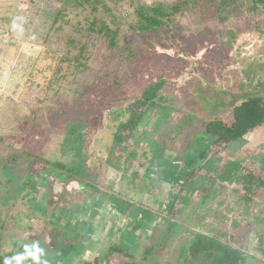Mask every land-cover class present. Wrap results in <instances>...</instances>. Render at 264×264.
<instances>
[{
	"label": "rangeland",
	"instance_id": "1",
	"mask_svg": "<svg viewBox=\"0 0 264 264\" xmlns=\"http://www.w3.org/2000/svg\"><path fill=\"white\" fill-rule=\"evenodd\" d=\"M57 7L51 0H0V107L4 109L0 127L8 121L5 130L0 128V220L6 226L11 220L6 213L20 212V219L36 214L57 231L45 245L40 238L19 236L23 226L8 230L10 247L5 257L11 264H80L83 254H93L91 243L103 230L108 209L111 215L118 212L115 221L123 225L115 232L118 241L154 243L167 227L162 221V216L167 219L166 191L177 190L185 180L183 195L198 201L187 207V218L193 220L198 213L217 207L231 211L226 187L235 183L231 180L254 156L257 144H264V128L233 142L239 150L245 149L234 160L226 151L217 152L210 135L199 126L213 114L215 103H224L215 113L227 110L223 114L228 116L233 103L256 91L254 81L263 82L264 7L239 12L230 25L235 35L231 40L222 31L208 33L188 23L172 35L164 29L133 30L135 17L125 3L115 12L123 18L128 13L119 27V47H109L96 33L87 35L92 16L109 21L101 11L82 6L53 23ZM226 40L231 47L221 43ZM82 43L86 45L80 64L76 58ZM126 46L129 52L124 51ZM240 50L244 57L237 59ZM236 59L248 72L246 76L244 71L239 77L232 73L235 68L230 64ZM193 66L198 67L197 73L192 72ZM162 77L167 78L165 100L146 112L129 139L115 138L116 125L126 117L118 104L108 101L138 95L147 83ZM241 77L244 84L245 77L253 82L240 86ZM204 95L208 100L202 99ZM163 143L169 148L165 153ZM252 167L256 174L260 171ZM137 179L143 188L139 201L144 205L121 198V190L133 189ZM53 180L62 183L54 189L60 198L49 205L48 200L56 198L50 190ZM261 180L263 185L256 190L241 194L246 206L256 203L264 216V206L258 203L264 202V175ZM242 181L235 183V190L242 191L238 188ZM73 192L86 197L79 196L82 200L75 202ZM110 205L115 206L113 210ZM144 211L154 213L149 216ZM232 217L237 218L234 213ZM253 219L242 224L240 234L264 233L261 223L254 224ZM111 235L112 230L107 237ZM33 243L43 250L38 260L28 255ZM107 247L102 246V257L98 253L100 264H122V256L119 262L109 260L113 251Z\"/></svg>",
	"mask_w": 264,
	"mask_h": 264
},
{
	"label": "crops",
	"instance_id": "2",
	"mask_svg": "<svg viewBox=\"0 0 264 264\" xmlns=\"http://www.w3.org/2000/svg\"><path fill=\"white\" fill-rule=\"evenodd\" d=\"M245 79H246V81L244 80L246 82L245 84L242 82V79L238 81V84L240 86H244V85H248L249 83L253 82L251 80H248L247 77H245ZM259 82H261L260 79H259ZM252 84L255 90L260 89L258 84L257 86L254 84V82ZM263 85H264V82H263ZM262 90L264 91V88H262ZM201 97H205V98H202L203 100H208L209 96L207 95L206 97V95H204ZM215 104L216 105L213 104L214 105L212 109L213 114L209 116L208 119H205V122L201 126H199V128L203 131V133H207L206 129L204 128V124L208 120L214 119L217 117L228 118L230 116V115L225 116L223 114V113H227V110L221 111V112L219 110V113H215L218 111V108L220 109L221 105H223L224 103L221 104L217 102ZM232 105L228 109L229 110L228 113L230 114H231L230 110H231ZM3 110L0 107V111H3ZM1 115H2V112H0V116ZM5 121L7 122L5 124V127H6L8 124V121L6 119ZM5 127L2 124L0 128H2V131H3ZM261 128H264V125L260 126L259 128L255 130L248 132L247 134H245L239 139L242 140V138L245 137L246 135L250 133H255L258 131V129H261ZM210 137H211V144H212V136L210 135ZM255 137H257L256 134H255ZM118 140L120 139L118 138ZM123 140L124 139L120 141H123ZM235 141L229 142L225 146H221L217 152L226 151L232 156L231 157L232 159L234 160L240 159L241 155L245 153L244 152L245 149L239 150L238 147H236V144H233V142ZM167 146L168 144H164V147L162 150L163 153L167 152V149H169ZM191 147L189 149H191ZM263 154H264V144L259 143L257 144V149L255 153H253L254 156L247 158L245 160L246 163H243L245 165L240 168L238 174L235 175L233 180H231V182H235V183L238 180H243L242 186H241L243 188L238 187L242 191L234 189L235 183L232 186L229 185L226 187V190H228V192L230 193L228 194L229 202L233 204L230 207L231 211L225 210L224 209L225 207L223 208L217 207V208H211L210 210L208 209L207 211L198 213V216H196L193 220H190L189 218H187L186 216L187 213H190V211L188 212L189 209H187V207L191 206L190 204L195 205L194 203L198 201L192 199L191 198L192 196L190 197V195L188 196L183 195L182 188L187 184V181H188V180H185L186 182L184 181V183L181 184L177 190H173V189L170 190L169 189L170 187H169L168 188L169 193L166 191L168 195V200L166 199V201H168V204H167L168 208H166L164 212L166 214L165 217L167 219H163V216H162V221L165 224H167V227L159 235V237H157L156 242L154 243L145 242L146 240L144 242H141V240L135 241L134 239L132 243H129L128 241H124V240L118 241V239L116 238L115 232H117V230L122 229L123 225L115 221L116 220L115 218L117 217L118 212H115L116 214L111 215V212L108 209L104 211L106 212V216H105V219L102 221L103 230L97 234L95 240L91 243L93 249H95L93 251V254L91 253H88L87 255L83 254L82 257H80L81 259H79L80 260L79 263L80 264H100L99 262L100 255L102 257L103 250H104L102 246H104V244L105 245L107 244L108 245L107 249L113 251V255L111 254V258L109 260L114 261V263L116 262V260H118L117 262H119L121 260L120 257L122 256L124 258L123 259L124 261L122 260V264H137L138 261H140L139 264H216L219 261V259L223 256L225 251L234 250L238 253V256L242 264H264V241L263 243L259 242L264 239V233L249 232V234L247 235L248 238L245 237V234H240V229H242V224H246L250 219L252 220L253 217H255L253 219L254 224L261 223V226L264 230V220H262L261 218L263 215L262 213L259 212L258 210L259 208L257 207L256 203L253 204L254 206H250L247 203V206H246L245 205L246 201L243 199V194H241V193H248L250 191L246 189V184L244 185V183L248 181V176L250 174L249 173L250 171L251 172L253 171V174L255 176L252 182L253 183L256 182V187H260V185H263V180H261V175L262 176L264 175L263 174V171H264V157H263L264 155ZM133 159L131 161H133ZM252 162L254 164H252ZM255 162L258 163V165H256ZM253 165L255 167H259L258 169L260 171H258L257 174L254 171V169H252L254 168L252 167ZM189 177H185V179ZM82 182L84 183L85 181L82 180ZM139 183H140V179H137V183L135 187H133V189L128 188L126 190L125 189L121 190V193H122L121 198L123 197L128 201L130 200V202L132 203H136V204L140 203L144 205V203L139 201V196L141 195V192L143 190V188L139 187ZM61 185L62 183L53 180L50 190H51V196L56 197V198L49 197L50 198L48 200L49 205L56 203L57 198H60L58 192L54 193V189L60 188ZM248 185L249 184H247V186ZM196 186H199V185H196ZM204 192H205L204 194H206L208 191L207 192L204 191ZM73 195H76L77 197V200H74L75 202H80L82 199L86 197V194L81 193L79 196L82 199H79L77 192H73V194H70V196H73ZM258 203L259 205L264 206V202L262 200H260ZM222 205L227 206L226 204H222ZM114 207L115 206L110 205V208L112 210L114 209ZM144 212L147 213L149 216H152L154 213L153 211H147V212L144 211ZM17 213L19 214L20 212H17ZM17 213L16 214L10 213V215L9 214L7 215L6 213L7 220H9L8 219L9 216L11 218V220L7 223L6 226L0 220V234H1L0 236V260H2L6 255L9 254V247H10L9 243L10 242H8L7 240L8 230H14L15 228L18 229L20 228V226H23L25 231L23 232V234L19 233V236L26 237L27 238L26 240H35L37 238H40L42 239L45 245H48L52 240H54L53 238H55L56 236V233H57V231L55 232L56 229L53 228L52 226H47L46 223L42 222L41 219L37 217L36 214L33 216L27 214V217L20 219ZM233 213L237 217L235 218V220H237L238 223L235 220L234 221L232 220ZM15 215L17 219L14 221ZM259 215H261V217ZM150 225L151 224L145 225V229L146 230L149 229ZM104 230H105V234L103 232ZM110 230L113 231V235H111L110 237H107L108 231L110 232ZM245 241H247V243ZM200 242H202V244L209 245V246L207 248L206 247L204 248L196 247V244L197 243L199 244ZM253 244L257 246L255 250L253 249ZM243 245H252V247L249 246L248 248H244ZM13 247H16V244H14ZM88 247L89 245L86 244V250L88 249ZM3 249L4 251H2ZM1 252H4V253H1ZM98 253H100V255ZM89 254L91 255L89 256ZM115 254L118 255L117 258L115 257Z\"/></svg>",
	"mask_w": 264,
	"mask_h": 264
},
{
	"label": "trees",
	"instance_id": "3",
	"mask_svg": "<svg viewBox=\"0 0 264 264\" xmlns=\"http://www.w3.org/2000/svg\"><path fill=\"white\" fill-rule=\"evenodd\" d=\"M55 2L58 7L53 12V23L63 18L66 12L71 9H77L82 6H88L90 11H101L105 14L109 21L105 18H98L92 16L87 27V35L91 36L96 33V36L101 37L109 47H119L117 42V35L121 23L125 22L128 13L125 17L121 14H116L127 3L132 9V14L135 17L134 24L131 25L133 30L140 32H156L164 29L169 34H173L176 29H186V23L192 24V29L206 28L208 33L222 31L228 34L231 40L235 36L231 28L232 22L235 21L238 13L256 12L259 8L264 7V0H51ZM111 4V5H109ZM211 30V31H210ZM219 32V33H220ZM223 44L229 43L230 40L221 42ZM83 44V43H82ZM81 44V45H82ZM86 43L83 44L81 52L79 53L78 63H82L83 51ZM206 46V45H205ZM204 46V47H205ZM206 49H211L205 47ZM124 51L129 52L128 46L123 48ZM178 49V48H177ZM244 52L240 50L237 59L244 57ZM233 61L230 65L235 68L232 73L237 72L238 77L240 72L244 71L242 63L238 60ZM240 61V60H239ZM198 67L193 66L192 72L197 73ZM199 72V71H198ZM248 72L244 71V76ZM205 76V75H203ZM228 79V76H227ZM242 82L243 78L241 77ZM246 81V80H245ZM167 78H159L158 80L147 83L140 93L135 96L120 97L116 100H109V103L118 104V108L125 115V119L121 120L116 125L115 138L129 139L131 133L144 118L146 112L153 108L157 101H164L166 95L164 93ZM264 82V77H263ZM263 82L254 81V84L260 87L252 95L235 102L231 107V114L228 118L217 117L208 120L204 124L206 132L212 136V146L216 151L221 146H225L229 142L238 140L248 132L264 125V88ZM255 90V89H254ZM111 105V104H110ZM246 189L254 190L256 182L253 171L249 172ZM245 185V184H244ZM3 223V221H2ZM3 225V224H2ZM1 236V234H0ZM202 245V246H201ZM209 245L196 244L198 248L208 247ZM216 264H242L238 253L234 250L225 251L223 256Z\"/></svg>",
	"mask_w": 264,
	"mask_h": 264
},
{
	"label": "clouds",
	"instance_id": "4",
	"mask_svg": "<svg viewBox=\"0 0 264 264\" xmlns=\"http://www.w3.org/2000/svg\"><path fill=\"white\" fill-rule=\"evenodd\" d=\"M31 247H32V251H29L28 255L32 256L35 260H38V258H39L38 254H42L43 250L39 248L38 243H33V245ZM27 248H28V245H25L26 250H27ZM14 259L20 260L21 257L15 256ZM3 264H11V261L7 257H5ZM40 264H47V261L40 262Z\"/></svg>",
	"mask_w": 264,
	"mask_h": 264
}]
</instances>
